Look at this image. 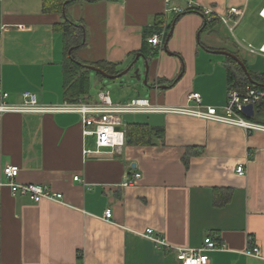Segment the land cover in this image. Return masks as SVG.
<instances>
[{
    "label": "crops",
    "instance_id": "1",
    "mask_svg": "<svg viewBox=\"0 0 264 264\" xmlns=\"http://www.w3.org/2000/svg\"><path fill=\"white\" fill-rule=\"evenodd\" d=\"M195 1L214 15L189 8L188 0H75L63 13L48 10L46 0H0V106L9 107L0 109V175L17 165L18 183L63 195L36 203L0 189V264H183L172 249L144 236L147 229L175 247L201 248L207 237L224 243L209 252V264H264V130L170 110L224 113L235 88L225 51L264 74V0ZM233 7L240 12L226 23L220 16ZM65 17L85 27L79 60L113 65L117 76L139 57L121 83L128 93L110 97L117 106L148 98L155 109L119 114L122 146L87 154L97 149L96 139L84 136L80 113L16 109L25 92L39 106L69 104ZM155 33L163 34L158 46L148 41ZM231 33L247 45L231 42ZM90 78L88 104H96L108 78L93 70ZM192 93L201 94V103L188 100ZM128 125L147 126L150 142H130ZM241 165L245 175L237 171ZM135 173L142 176L123 186ZM254 247L262 257L247 253Z\"/></svg>",
    "mask_w": 264,
    "mask_h": 264
},
{
    "label": "built area",
    "instance_id": "2",
    "mask_svg": "<svg viewBox=\"0 0 264 264\" xmlns=\"http://www.w3.org/2000/svg\"><path fill=\"white\" fill-rule=\"evenodd\" d=\"M188 5L189 8L199 10L206 16L214 15L212 9L207 7H198L195 0H188ZM173 9L178 10L177 8ZM239 12V9L233 7L229 10L228 17H225V15L220 17L227 23L234 15H238ZM262 13L264 14V11ZM148 41L153 46H158L163 42V34L155 33L148 39ZM259 50L264 54V44ZM3 97H7V94H3ZM24 98L25 101L23 106L17 107L16 109L22 111H68L80 113L82 115V122L84 126V136H93L96 139L97 149H86L85 152L87 154L92 152L102 153L104 148H116L125 144L126 139L124 128L123 130L118 129L123 126L119 114L151 112L155 109L148 98H135L127 105L117 106L112 102L110 92L106 90L100 93V102L96 104L80 102L76 104H68L64 107H43L38 105L36 95L33 93L25 92ZM188 100L201 103L202 96L200 93H192ZM263 101L264 91L255 86H251L248 87L245 93H242L238 88H231L228 92V99L224 108V113H219L218 109L215 107H208L206 111L189 108H176L170 110L208 120L237 125L246 129L264 130V125L248 120L243 113V107L249 104L254 106L256 113L257 107ZM7 108L9 107L3 104L0 106V109L2 110ZM237 171L240 175H245L246 173L245 168L242 165L237 168ZM19 173V166L6 165L3 168V176L6 177V179L0 175V189L3 187H9L13 194L27 196L36 203L45 200L60 201L62 199L63 195L61 193L53 192L48 187L37 184L18 183L16 178ZM141 176V173H135L130 179L124 181L122 185H133ZM75 179L78 180L79 177L76 176ZM112 217L113 211L108 209L105 213V219L111 220ZM143 235L154 241L156 246L159 248L165 246L172 249L176 253L177 259L183 264H209V252L226 248L224 243L218 242L213 237H207L201 248H183L170 245L165 238L156 235L153 229H147ZM250 241H252V238H250ZM247 253L257 257H262L259 247H254L253 249L248 250Z\"/></svg>",
    "mask_w": 264,
    "mask_h": 264
},
{
    "label": "trees",
    "instance_id": "3",
    "mask_svg": "<svg viewBox=\"0 0 264 264\" xmlns=\"http://www.w3.org/2000/svg\"><path fill=\"white\" fill-rule=\"evenodd\" d=\"M74 1L75 0H46V8L48 10H56L63 13L69 4L73 3ZM161 25L162 22L159 21L157 28H160ZM60 28L63 33L65 53L64 99L69 104H76L80 100L90 103L92 101L89 96L91 89L90 75L92 72L90 66L102 70L109 76H114L117 74L116 67L104 62L88 63L79 60L76 57L75 50L85 44V27L76 23L69 17H65L64 21L60 25ZM166 36L168 37V34ZM72 48L74 49L71 51ZM228 62L230 64L228 67V82L230 87L238 88L242 93L246 92L245 87L247 85L255 86L264 91V74L252 72L247 69L250 74L249 76V74L244 70L243 66L233 57H228ZM243 63L246 65V67L248 66L245 61H243ZM97 73L101 80L105 78V76H103L101 73ZM257 112H259L261 115H264V101L257 107ZM247 119L250 121L255 120L256 123L259 124H264V122H261L258 120V118H256V115L253 118L247 117ZM154 130L157 134H162L164 131L161 128H156ZM152 132V130L148 129L147 126L144 125H128L126 136L130 139V142L148 143L150 142L148 138H150Z\"/></svg>",
    "mask_w": 264,
    "mask_h": 264
},
{
    "label": "rangeland",
    "instance_id": "4",
    "mask_svg": "<svg viewBox=\"0 0 264 264\" xmlns=\"http://www.w3.org/2000/svg\"><path fill=\"white\" fill-rule=\"evenodd\" d=\"M237 32H238V29H237ZM230 41L231 42L234 41L235 44H238V45H240V44L241 45H247V43L241 41V39L238 37V35H237V38H235V36H233V34H232V36L230 37ZM144 66H145V64L142 60L137 67V70H139V73L142 74V76H143ZM95 77H96V75L93 74V78H94V84H93V88H92L93 94L96 93V89L98 88V84L96 83ZM127 80H128V74L123 75L120 78H116V79H105L103 81V83H101L99 85L104 86L101 90H106V91L109 90L112 97H114L115 93H117L121 96H124L128 92L126 90H125V92H123L121 90V87H122L121 83L125 84L127 82ZM124 87H126V86H124ZM256 118H258V120H260L261 122H264V115H261L259 112H257Z\"/></svg>",
    "mask_w": 264,
    "mask_h": 264
},
{
    "label": "water",
    "instance_id": "5",
    "mask_svg": "<svg viewBox=\"0 0 264 264\" xmlns=\"http://www.w3.org/2000/svg\"><path fill=\"white\" fill-rule=\"evenodd\" d=\"M222 52H224V51H222ZM224 54H226V55H228V56H231V57H233L234 59H236V60L238 61V63H240V64L243 66V68H244V70L246 71V73L249 74L246 65H245V64L243 63V61H241L236 55L231 54V53L226 52V51L224 52ZM138 58H139V57H138ZM138 58H137V59H136L131 65H130V67H129L126 71L120 73V74L117 75V76H109L108 74H106V73L103 72L102 70H100V69H98V68H96V67H93V66H90V69L93 70V71H95V72H99V73H101L103 76H105V77L108 78V79H115V78H117V77H121V76L125 75L127 72H129V71L133 68V66L136 64ZM147 67H148V66H147ZM138 72H139V70H136L135 73H134V76H133V77H135V78H137V79H140V75H139ZM249 76H250V74H249ZM243 113H244L245 116H247V117H249V118L254 117V116H255V108H254V106H253L252 104L245 105V106L243 107ZM118 129L123 130V127H119Z\"/></svg>",
    "mask_w": 264,
    "mask_h": 264
}]
</instances>
